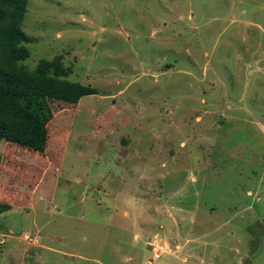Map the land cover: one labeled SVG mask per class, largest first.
Instances as JSON below:
<instances>
[{
	"label": "rangeland",
	"instance_id": "374dc122",
	"mask_svg": "<svg viewBox=\"0 0 264 264\" xmlns=\"http://www.w3.org/2000/svg\"><path fill=\"white\" fill-rule=\"evenodd\" d=\"M23 29L85 89L45 152L0 138V264H264V0H29Z\"/></svg>",
	"mask_w": 264,
	"mask_h": 264
},
{
	"label": "trees",
	"instance_id": "16d2710c",
	"mask_svg": "<svg viewBox=\"0 0 264 264\" xmlns=\"http://www.w3.org/2000/svg\"><path fill=\"white\" fill-rule=\"evenodd\" d=\"M28 2L0 0V138L41 153L49 141L52 102L77 104L85 85L68 79L71 68L60 55L40 59L35 69L22 63L30 57L24 43L32 41L23 29Z\"/></svg>",
	"mask_w": 264,
	"mask_h": 264
},
{
	"label": "built area",
	"instance_id": "2783aa9c",
	"mask_svg": "<svg viewBox=\"0 0 264 264\" xmlns=\"http://www.w3.org/2000/svg\"><path fill=\"white\" fill-rule=\"evenodd\" d=\"M161 256H160V253H158L157 249L154 250V255H153V259L154 260H157L159 259Z\"/></svg>",
	"mask_w": 264,
	"mask_h": 264
}]
</instances>
